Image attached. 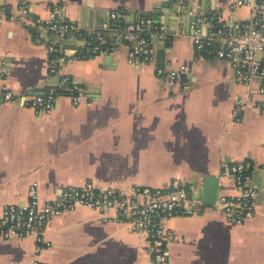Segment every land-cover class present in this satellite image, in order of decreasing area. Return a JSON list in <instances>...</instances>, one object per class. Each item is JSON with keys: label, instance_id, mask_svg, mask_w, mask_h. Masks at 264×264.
<instances>
[{"label": "crops", "instance_id": "crops-1", "mask_svg": "<svg viewBox=\"0 0 264 264\" xmlns=\"http://www.w3.org/2000/svg\"><path fill=\"white\" fill-rule=\"evenodd\" d=\"M2 1L12 12L26 2L42 19L59 9L81 27L87 41L102 32L114 49L71 58L51 76L53 36L36 24L9 16L0 20V57L12 91L45 92L67 75L85 93L77 104L59 96L51 111L12 102L0 106V212L8 204H25L33 182L45 200L89 181L122 190L135 184L167 188L178 181L195 194L204 176L214 175L220 194H235L224 165L251 160L258 164L252 177L258 191L253 217L243 222L212 212L174 217L169 222L176 235L169 245L170 263L264 264V94L259 90L264 77L245 85L237 78L236 57L201 56L193 40L196 29L205 35L214 24L200 21L196 10L218 14L217 22L238 35L255 26L258 0L236 8L229 7L234 0ZM155 8L170 18L169 27L148 26L156 59L130 63L129 47L116 44L121 33L110 27V13L123 9L131 23L146 14L152 17ZM85 43L84 37L66 38L58 50L73 56ZM157 67L163 76L185 67V79L169 85L156 75ZM45 238L48 244L41 250L33 238L1 240L0 264H32L37 258L53 264H150L144 236L87 207L52 219Z\"/></svg>", "mask_w": 264, "mask_h": 264}, {"label": "built area", "instance_id": "built-area-1", "mask_svg": "<svg viewBox=\"0 0 264 264\" xmlns=\"http://www.w3.org/2000/svg\"><path fill=\"white\" fill-rule=\"evenodd\" d=\"M253 2L254 0H234L229 7L236 8ZM256 12L255 26L238 35L217 22L220 17L218 14L203 15L200 21L214 24L207 34L203 35L198 28L193 36L196 50L201 56L215 52L220 57H236L234 66L237 78L247 86L264 77V0H258ZM126 15L123 9H114L110 13V27L121 33L116 44L129 47L130 63L155 61L156 50L148 31L152 17L143 15L137 21L129 23ZM8 16L27 25H39L53 36L49 43L51 76L57 75L62 65L71 58L82 59L96 54L112 53L114 49V46L107 43V37L102 32L97 33L95 41H87L81 27L65 19L59 9L42 19L30 10L26 2L12 12L11 5L0 0V20ZM158 30L164 31L165 27L159 26ZM71 37H84V47L73 56L60 53L58 46L61 40ZM163 74V69L157 67L156 75ZM6 76L7 69L0 57V106L12 102L40 112L51 111L61 95L70 97L76 104L85 96L84 91L67 75L62 76L56 86H49L43 93H36L32 88L23 92L12 91L7 86ZM185 76L186 69L181 67L170 70L163 77L167 84L176 85L182 83ZM259 90L264 94L263 83ZM262 105L264 107V101ZM238 115L239 110L236 109L234 117ZM257 168L258 164L251 160L226 163L223 174L234 179L236 193L220 194L211 205H205L193 197L192 190L178 181H174L167 188L135 184L127 190L101 187L89 181L82 186L64 187L56 198L45 200L40 196L38 183L33 182L25 204H8L0 212V241L33 238L38 250H41L48 244L45 229L52 219L78 207H87L109 214L114 220L128 225L134 233L144 236L148 243L150 264H171L169 245L176 239V235L169 226L170 220L207 212L225 215L234 222H243L253 217L258 191L252 184V177ZM32 264L53 263L37 258Z\"/></svg>", "mask_w": 264, "mask_h": 264}, {"label": "water", "instance_id": "water-1", "mask_svg": "<svg viewBox=\"0 0 264 264\" xmlns=\"http://www.w3.org/2000/svg\"><path fill=\"white\" fill-rule=\"evenodd\" d=\"M166 2L168 0H165ZM165 7H167V5H164ZM189 10L192 9L191 3L189 4ZM160 8H155L154 9V13L152 14V26H156L159 23L165 24L169 27L170 25V18H164L162 17V13L164 11H162ZM202 11H204V9H198L196 10V12L200 15L203 16L204 13H201ZM89 12L90 14H92L91 11H86V13ZM165 13V12H164ZM195 15V21L198 18L199 15ZM212 25V24H209ZM92 26V25H89ZM92 33V30H89ZM57 84L55 82L48 84L49 86H56ZM36 93H43V91H35ZM220 195V189H219V177L218 176H214V175H205L204 179H203V187L198 191V193H193L192 196L195 198H198L201 200V202L205 205H211L215 202V200L219 197Z\"/></svg>", "mask_w": 264, "mask_h": 264}, {"label": "trees", "instance_id": "trees-1", "mask_svg": "<svg viewBox=\"0 0 264 264\" xmlns=\"http://www.w3.org/2000/svg\"><path fill=\"white\" fill-rule=\"evenodd\" d=\"M146 15H148V14H146ZM92 37H93V36H90L89 38H92ZM107 43L110 44V43H109V40L107 41Z\"/></svg>", "mask_w": 264, "mask_h": 264}]
</instances>
